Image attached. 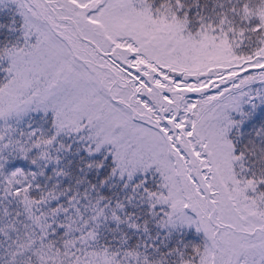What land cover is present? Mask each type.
<instances>
[{
	"label": "snow or ice",
	"instance_id": "snow-or-ice-1",
	"mask_svg": "<svg viewBox=\"0 0 264 264\" xmlns=\"http://www.w3.org/2000/svg\"><path fill=\"white\" fill-rule=\"evenodd\" d=\"M0 264H264V0H0Z\"/></svg>",
	"mask_w": 264,
	"mask_h": 264
}]
</instances>
